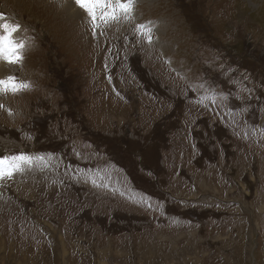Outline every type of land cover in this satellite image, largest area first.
I'll return each mask as SVG.
<instances>
[{"label": "rangeland", "instance_id": "374dc122", "mask_svg": "<svg viewBox=\"0 0 264 264\" xmlns=\"http://www.w3.org/2000/svg\"><path fill=\"white\" fill-rule=\"evenodd\" d=\"M75 7L0 0L25 43L0 78L30 84L0 155L44 158L0 181V264H264V0H135L95 33Z\"/></svg>", "mask_w": 264, "mask_h": 264}, {"label": "snow or ice", "instance_id": "6c2138e0", "mask_svg": "<svg viewBox=\"0 0 264 264\" xmlns=\"http://www.w3.org/2000/svg\"><path fill=\"white\" fill-rule=\"evenodd\" d=\"M74 3L77 8L86 14L88 22L92 25L95 33L101 25L118 22L121 18L130 19L135 0H74ZM136 27L138 33L151 43V28L145 24H138ZM20 28L19 24L11 23L6 15L0 12V61L8 65H19L24 60L25 43L16 37ZM29 87L28 82L19 81L13 75L0 78V95L17 94ZM3 107L0 104V108ZM43 159V157H32L23 153L0 155V181L11 180L16 174L22 173L25 166L31 167L35 160L42 161Z\"/></svg>", "mask_w": 264, "mask_h": 264}, {"label": "bare ground", "instance_id": "6f19581e", "mask_svg": "<svg viewBox=\"0 0 264 264\" xmlns=\"http://www.w3.org/2000/svg\"><path fill=\"white\" fill-rule=\"evenodd\" d=\"M76 8V7H75ZM74 9V8H73ZM74 12V14L76 13V14H79V13H82V14H85V13H83V11L82 10H80L79 8H76L75 9V11H73ZM80 15V14H79ZM69 17V16H68ZM71 18V17H70ZM6 68V64L4 63V62H2V61H0V77H2L1 76V74H2V72H3V69H5Z\"/></svg>", "mask_w": 264, "mask_h": 264}]
</instances>
